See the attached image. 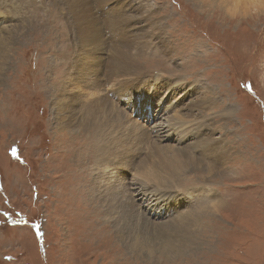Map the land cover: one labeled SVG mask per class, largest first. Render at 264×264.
<instances>
[{
    "label": "rangeland",
    "instance_id": "374dc122",
    "mask_svg": "<svg viewBox=\"0 0 264 264\" xmlns=\"http://www.w3.org/2000/svg\"><path fill=\"white\" fill-rule=\"evenodd\" d=\"M91 3L99 17L107 8L112 13L115 7L132 5L130 14L121 11V19L127 20L120 26L130 27L128 36L132 28L138 32L133 41L139 46L129 51L135 55L142 48L140 56H130V62L144 70L129 85L136 86V91L132 89L136 96L159 92L162 100L168 98L170 90L161 85L151 90L138 83L147 71L150 81L157 77L196 90L207 85L217 100L210 106L202 100L205 95L213 97L209 90L205 95L191 92L180 103L182 110L177 105L182 96L173 90L172 107L149 100L154 106L147 110L151 113L136 120L148 126H136L141 139L131 131V113L136 115L131 95L127 105L122 101L114 108L99 109L104 104H97L93 109L96 97L90 88L73 83L82 63L79 47L86 21L82 19L77 37L62 0H0L3 34L15 25L14 31L21 29L0 70V264H264V11H240L231 17L226 3L212 0ZM142 16L156 28L145 24ZM100 19L101 25L108 21ZM106 30L109 36L110 29ZM104 52L100 63L110 61L112 67L111 50ZM84 66L85 82L94 80L91 72L105 73L102 67ZM111 84H104L97 96L109 90L122 96L119 86ZM65 95L78 106L82 103L84 111L63 107ZM198 98L209 113L189 109ZM227 104L234 111L224 120L218 114ZM111 110L115 113L105 112ZM169 114L192 121H171ZM74 118L82 130L70 121ZM99 118L114 119L109 130L104 122L106 135L96 129ZM65 120L69 127L62 126ZM199 120L208 124L201 127ZM172 123L179 127L174 133ZM158 134L172 145L176 137L175 147L206 160L212 157L204 152H215L218 145L213 142L218 140H228L235 149L226 153L223 171L210 172L188 162L171 187L163 189L158 183L167 178L165 173L153 168L156 173L149 170L146 178L136 174L160 139ZM178 157L185 159L182 153ZM117 159L118 170L112 169L110 164ZM148 187L167 194L159 197L160 203L175 200L164 220L156 218L165 206L148 202L158 208L156 218L142 206L155 194ZM188 206L194 214L188 213Z\"/></svg>",
    "mask_w": 264,
    "mask_h": 264
},
{
    "label": "bare ground",
    "instance_id": "6f19581e",
    "mask_svg": "<svg viewBox=\"0 0 264 264\" xmlns=\"http://www.w3.org/2000/svg\"><path fill=\"white\" fill-rule=\"evenodd\" d=\"M62 1L69 8L68 9V16L72 18L73 24L75 26V32L77 34L76 35L77 37H79V30H80V27H81V22L83 20L86 21V24H85V27L86 28H85V31H84L83 43L79 47L81 49V53H82L81 58H80V60H82V63L78 67L77 72L74 73L75 78H73V79L75 80V82H73V83H75L76 86H79L80 85V88L81 89L82 88H88V87L90 88L88 92L91 91L90 93L94 97H96L95 100L92 102L93 104H91V106H93V109L96 107L97 104H100V106H101V104H104V106H101L99 109H102L104 107L107 108V109L114 108V106L116 104L119 105V103L122 102V101L123 102L127 101L126 102V105H127L128 104V99H130L127 96L128 95H131L132 98L130 100L132 102L133 111L136 112V115L135 116H133V114L131 113V115L133 117V120H132L133 121V124H131V126H132L131 131L132 130L135 131V133H134L135 136H137V137H139V138L142 139L141 135L137 133V132H140V129L139 128H136V126L137 127L138 126H142L144 129L145 128H148V126H146V124L143 123V121H141L142 122L141 123L140 121H137L136 122V120H137L138 117H141L142 115H149L151 113V112H149L147 110H148V108L154 107V106H153V104H148V101L149 100L155 101L157 104H164V105L168 106V108H169V106H171V107L173 106V102L170 99V93H171L170 91L171 90H173L172 94H176V96L177 95H181L182 96L181 99H180V102L177 104L178 107H179V110H182V108H184V105L181 106L180 103L184 99L187 100L189 98L188 95L192 94L191 92H193L195 94H199L200 93V94H204L205 95L208 92V90L211 91L212 92L211 94L213 95V97H206L207 95H205V98L203 97V99H202L205 103H208L209 106L211 105L212 101L217 100L216 95L214 94L213 88H211V87H209L207 85L206 86H203V87H200L201 89L198 88L196 90L195 89L196 87L190 88L188 85L187 86H184V85H182L180 83H177V81L174 84L168 83L167 81H166V83H163L157 77H153L152 81H150V78L149 77L148 78L145 77V75H149V73H150V72H147V71L143 74V78H142L143 80H141V78H140L138 80V83L143 82V85L144 86H150L151 87L150 88L151 90H153L152 89V86L153 85H155V86L157 84L158 85H161L166 90H170L169 91V94H168V98L166 100H162L159 97V95H157V94H159V92L157 94H155V92H151V93H154L155 95L148 94V95H146V97H144V96H136V94H135L136 86L135 87H129V85L135 84V82H132V80L135 79V78H132V77L135 76L136 74H138L140 71L143 72L144 70H143V68L137 66V62L135 63V65H133L130 62V56H134L135 58H137V56H140L142 54L141 51H140V50H142V48H139L138 47L140 53H137L135 55H133L129 50L130 49L133 50L132 48H135V47L139 46L138 44H136L137 42L133 41V35L137 34L138 32L134 28H132L131 29V33L128 36L130 27L129 26L128 27L120 26V23L121 22H126L127 19H125V21L121 19V17H120V11L119 10L114 11L112 15H110L108 13V11L106 10V15L99 17L98 14L94 11L96 9L92 5L91 0H62ZM212 1H216V2H218L220 4H223V5H225V3H226L227 6L234 3V0H212ZM239 2H240V5H241L240 11H242L243 13H248L249 11H251V9H248V10L245 9V5H247L250 2V0H239ZM128 6L131 7L132 5L129 4ZM101 8H103V7H101ZM256 10H259L260 12L264 11V10H261V9H256ZM127 13L130 14V9H128ZM102 17H107L108 18V21L104 22L103 25H101V19H100ZM87 18H88V21H87ZM141 20L143 22H145V24H147L152 29L156 28L154 26H151V24H149V22H151V20L145 19L144 16H142V19ZM4 26L5 25H3L2 27H0L1 28L0 29V70L2 69V66L4 65V63H2V61L9 59V54H8L9 52H7V48H9L11 46L13 38L16 37L18 35V33L20 32V30H21L20 28H17V30L14 31L13 28H16V25H15L12 28H9V29L7 28V30H5L7 32V34H3L4 33V29H5ZM161 26L162 25H159L158 28H161ZM122 27L125 28L124 31H122ZM108 28L110 29V32L108 31L110 33L109 36H107L105 34V32H104L105 29L109 30ZM151 31L152 30H150V32ZM116 38H119L121 41L118 43V40ZM109 49L111 50L110 53H111V56L114 59L113 60V66L112 67H111V62L110 61H105V62L100 63V60H102L103 58H105L101 54L102 51L105 50V52H106ZM82 65H85L84 68H96V69H99V68L102 67V68L105 69V73H102L100 70H96L94 72H91L89 70V72H91L93 74L92 76H93V79L94 80L86 81L85 82L84 79H83V76H85L86 73H85V71H82V68H81ZM124 75H125V77H123L121 80H119V79L117 80L116 79V76H124ZM109 82H110V84L112 82L111 85H113V86H115V85H118L119 86V88H120V90L122 92L121 93L122 96H118V94L116 92L117 90L116 91L115 90H109L108 91L109 93H106V95L100 96V97L97 96L98 93H99V89L101 90V87L104 84L109 83ZM76 86H74V87H76ZM63 87H66V86H63ZM117 87H115V88H117ZM182 87H185V90L184 91H180L182 89ZM113 89H114V87H113ZM132 89H134L135 91H132ZM94 90H96L95 93L92 92ZM101 92H102V90H101ZM182 93H184V94H182ZM61 94H62V92H61ZM101 95H103V94H101ZM150 96H152V97H150ZM176 96L174 95V97H173L174 102L176 100H178V99H175ZM201 97H202V95H201ZM218 98H220V97H218ZM202 100L200 98L196 99V101H194L191 105L189 104L190 105V106H188L189 109H191L192 107H197V110H200V111L204 110L203 111L204 114L205 113H209L211 110L208 109L209 107H207V105H204L203 104ZM72 101L68 98L67 95H65L61 99V105L63 107L65 106L66 108H68L70 110L72 109V107L83 110V104L82 103L78 106V104H76V102H74V100H72ZM216 103H215V105H216ZM59 107H61V106H59ZM232 107L233 106H230L228 104L225 105V109L223 108L224 110H222V111L219 110L220 112H219L218 115L223 116V119L224 120H229L232 117V113L234 111ZM84 109L86 111V108H84ZM124 109H125V107H124ZM101 112H102V110H101ZM105 112H107L108 114H114L115 113L113 110H111V111H105ZM118 112H119V110H118ZM89 114H90V112H89ZM157 116H158V114H157ZM169 116H170L169 117V120H171V121H174V120L176 121V119L179 120L180 122H184V123L191 122L192 121V118L189 119V120L186 119V118H181L182 117V114L181 115L180 114H175V115L174 114H169ZM208 116L205 115L206 118H209ZM95 117H97V116H95ZM95 117H94V119H96ZM91 118H92V116H91ZM125 118L127 119V122H130L129 115L128 114H127V116ZM75 119L76 118H74V119H72L70 121L73 122L74 125L76 124V126H77L78 129L82 130L80 128L79 119L77 118L78 119V120L76 119L77 121H75ZM83 121H85V119H83ZM93 121H95V120H93ZM105 121H107L105 127H107L108 130H109L110 126L113 127L112 123H114V119L107 120L106 118H101V119L99 118V120H96L95 121V123H96L95 124L96 129L99 130V134L101 133V135H104L105 134V132L103 130V125H105L104 124ZM206 121H208V120H205V121L199 120L197 123H199L200 126L202 127L203 125L208 124V122H206ZM58 123H59V121H58ZM173 123L176 124V122H173ZM173 123H172V126H174V127L171 128L172 129V133H174L177 130V128H179L178 126L176 127V125H174ZM148 125L150 126L151 123H149ZM62 126L69 127L68 121L65 120L62 123ZM152 127H154V126L152 125ZM217 129H218V127H217ZM131 131H130V133H131ZM192 132H194V131H192ZM106 134H107V131H106ZM158 137H159V134H158ZM227 137H228V135H227ZM163 138H160L158 140L155 139L156 140V142L154 141L155 142V144H154L155 145V148L153 150L151 149V152L148 154L150 156L148 158H146L145 163L143 165H140L141 168L139 167L140 169L137 170V172H136V174L142 176L143 178H146L147 177V175L149 173V170H151L152 172L156 173L154 171V169H156L160 173H165L167 175V178L161 179L159 181V183H158V186L159 187H163V189H167V187H171V185L173 184V182H175L178 179L179 173L181 172V170L183 169V167L188 162H193L196 165L206 166L210 172L223 171L224 170L223 165H225V164L227 165V163H228V161L225 160L226 153H228L229 151L233 152L234 149H235V147L233 146V144L230 143L228 140H226V139H225V141L218 140V142H213V143H215V144L218 145V147L213 148V149H215V152H212L211 154L208 153V152H204V154H206V156L209 154V156L211 155V157H212V160H210V159L209 160H206V158H202V157H199V156L192 155L191 152H189L190 155L189 154H186L185 152H183L184 149H182V148L179 149V148L175 147L174 145H172L171 143H169L168 141L165 142V140ZM228 139H229V137H228ZM137 141H139V140H137ZM145 141H147V140H145ZM160 145H162V146H160ZM207 146H210V145H207ZM205 149H207V148H205ZM149 151H150V149H149ZM202 151H203V149H202ZM180 153H182V155L184 156L183 158H185L183 161L181 159H179V157H178V155ZM112 156H114V155H112ZM104 157H106V156H104ZM204 157H205V155H204ZM113 158H115V157H113ZM124 159H125V157H124ZM121 160H123V159H121ZM214 162H216L218 164V166H214ZM116 163H119L118 162V159L117 160H114L110 164V166H111L112 169L117 168ZM99 166H100V164H99ZM215 167H217V168H215ZM117 170H118V168H117ZM144 170H146V173L143 176ZM116 191L117 190H115V192ZM107 197H108V195H107ZM176 203L177 204H180V201H177ZM113 207H114V205H113ZM160 208L162 209V207H160ZM187 211H188L189 214H191V213L194 214L193 213L194 212V209L192 207H190V206L187 207ZM155 214H157V213H155ZM134 224L135 223H133V225ZM130 234H131V232H130ZM119 236H120V234H119Z\"/></svg>",
    "mask_w": 264,
    "mask_h": 264
},
{
    "label": "clouds",
    "instance_id": "9594fccd",
    "mask_svg": "<svg viewBox=\"0 0 264 264\" xmlns=\"http://www.w3.org/2000/svg\"><path fill=\"white\" fill-rule=\"evenodd\" d=\"M240 8H241V5H240L239 0H234L233 4L226 6V12L231 17H236L237 14L240 11ZM245 9L246 10H248V9H251V10H256V9L264 10V0H250V2L247 5H245ZM167 133H168V131L165 133V135ZM174 144H176V137H174V140H173V145ZM148 190L153 191L155 194L154 195L152 194L147 201L143 200L142 206H143V208H145V211H147L151 216L156 218L154 216V213H155V211H157L158 208H155L154 206H150L148 204V202L151 200V201H154V202L158 203V207L159 208L165 206V211L163 212L162 216L160 218H156V219L164 220L166 217H169L168 216V212H169V210L171 208V206L169 204L174 203L175 200L170 198V201H166V202L160 203V200H158L159 197L164 195V194H166V193H164L163 191H159V190H157L155 188L152 189L151 187H148ZM170 196H172V195H170ZM151 197H152V199H151ZM181 205H182V203L177 205V207H180Z\"/></svg>",
    "mask_w": 264,
    "mask_h": 264
},
{
    "label": "snow or ice",
    "instance_id": "6c2138e0",
    "mask_svg": "<svg viewBox=\"0 0 264 264\" xmlns=\"http://www.w3.org/2000/svg\"><path fill=\"white\" fill-rule=\"evenodd\" d=\"M246 87H250V86H247V85H246ZM15 154H16V150L13 149V155H15Z\"/></svg>",
    "mask_w": 264,
    "mask_h": 264
}]
</instances>
